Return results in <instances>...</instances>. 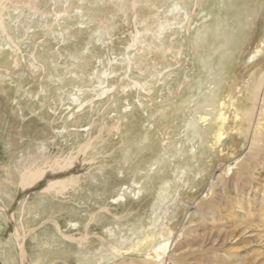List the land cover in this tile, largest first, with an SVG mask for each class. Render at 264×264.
Masks as SVG:
<instances>
[{
  "label": "rangeland",
  "instance_id": "obj_1",
  "mask_svg": "<svg viewBox=\"0 0 264 264\" xmlns=\"http://www.w3.org/2000/svg\"><path fill=\"white\" fill-rule=\"evenodd\" d=\"M222 1L224 4L216 5H213L211 0H10L4 2L2 16L8 26V34L19 45V55H13L0 36V52H2L0 53V182H6V186L16 184L18 182L16 169H21L28 156H37L42 146L53 144V147L50 146L46 150L49 152L47 162L54 161L55 156H65L68 152L76 155L77 151H71L73 148L68 146L85 141L87 134L79 133L83 135L78 142L57 135L58 129L74 111L72 98L67 96V92L74 91V88L83 91L82 95L76 94L83 103L93 100V104L80 114L81 120L76 123L79 127L77 131L82 130L84 126L90 127L91 123H93L91 128L100 125L109 126L112 123L110 120L127 117L129 121L137 124L142 135L146 125V115L149 113H145L144 109L151 105L156 106L161 84L166 81L165 78L172 73L179 74L182 70L190 73L195 67L192 63L193 58L197 57L198 52L202 55L201 52L207 50L204 40L200 42L203 44L199 46L200 48L194 46L193 38L196 34L193 31L194 27H200L199 32L202 37L203 31L207 28L201 26L204 21H210L208 14L213 12L228 14L229 11L232 13L234 5L242 6L244 0ZM175 5L181 10L171 11ZM194 8L196 11L191 15ZM184 13H187L188 18ZM189 19L197 24H192L187 34ZM160 24L164 32L159 42L155 37ZM48 27L51 28L50 31ZM58 34H61L62 38L58 37ZM210 37L208 34L206 38ZM159 43L165 47L170 46L171 52H162L164 49ZM177 51L181 53L180 56L176 55ZM31 55L34 56L36 63L44 67V71L37 68V65L36 68L30 67L27 62L31 60ZM127 56L132 60L130 69L126 65ZM14 58L21 60L18 69H13L11 66ZM109 60L111 69L106 62ZM103 71L108 74L107 85L113 87L115 92L101 100L96 94L106 85ZM244 71L243 68L240 74L243 75ZM134 82L148 83L147 86H151L153 95L145 96L144 91L136 87ZM169 83L175 85L176 81L172 83L171 79ZM41 86L45 89V93L40 94L39 103L28 100V94L37 92ZM15 101L22 107L21 110ZM68 130L73 129L70 127ZM93 131L95 136L97 131L96 129ZM234 136L233 134L232 137ZM121 138L115 134L107 136L106 129H101L94 141V148L88 153L90 157L94 152L104 148L105 156L100 161L107 165L104 168L108 174L112 173L111 185L119 181V178H116V171H112L111 167H118L116 166L118 160L115 158L121 157L123 152ZM239 141L232 140L207 160L210 162L207 170L203 168L205 182L200 194L193 200L181 201L184 210L177 220L179 226H176V229L178 232L181 226H184L187 230L179 251L187 258L185 264H264V254L259 250L260 239L254 237L256 234L264 237V229L253 219V214L248 215L251 219H249L250 224L239 223L238 227L226 225L228 218L224 217L229 214L223 213L224 211L222 215H218L223 217L222 220L205 219L198 222L193 219L190 224L188 220L189 207L197 212L208 213L209 208L198 201L201 195L206 193L215 175H219L220 178L229 177L234 162H237L236 159L246 154V145L244 147L239 145ZM84 160L85 156H80L79 164H87ZM229 164H232L230 167L232 170L225 174L222 170L223 166ZM30 166L32 167L33 163H30ZM87 166L84 165L80 170H84ZM8 170L10 174H6L5 171ZM81 179L84 180L85 185H90L87 177ZM90 190L91 194L83 195L81 200L74 199V195L64 197L62 201H43L35 197L24 204L23 214H17L15 218L16 221L21 219L24 225L39 227L36 230L38 246H44L46 236L54 240L58 238L55 225L61 232H67L68 219L75 222L78 219L77 226H81L80 230L68 235L73 243H64L57 239V244L52 248L45 250L39 247L41 251L38 252L35 250L38 248L35 245L31 248L27 241L25 244L27 255L30 258L33 254V260L28 258V261L32 260L29 261L30 263L35 262L39 256L41 261L39 264H95L92 258L101 246L105 248L107 254L111 247L118 248L119 252H126L125 249L133 243L130 233L139 228V221L141 228L149 227V215L151 210L153 211L152 198L145 195L129 198L125 207L111 209V214L108 215L99 212L101 202L93 198L94 189L90 187ZM214 193L215 195L218 193L217 188L214 189ZM44 219L47 223L41 228L39 224ZM244 228L248 230L243 231ZM189 230L192 232L189 233ZM7 235L5 219L0 216L2 243L0 263L19 264L14 246L10 242L6 244L4 242ZM230 235L234 236L233 240ZM237 239L242 242L239 246L234 245ZM122 240L125 241L124 245L121 243ZM128 253L126 257H117L108 264H147L145 258L135 255L134 251L128 250ZM6 257L10 262L4 261ZM85 260L92 261L89 263Z\"/></svg>",
  "mask_w": 264,
  "mask_h": 264
},
{
  "label": "bare ground",
  "instance_id": "obj_2",
  "mask_svg": "<svg viewBox=\"0 0 264 264\" xmlns=\"http://www.w3.org/2000/svg\"><path fill=\"white\" fill-rule=\"evenodd\" d=\"M8 1L10 0H0V36L12 54L19 55V45L8 34V26L2 16L3 3ZM212 1L213 5L224 4L222 0ZM242 2V6L234 5L232 13L229 11L228 14H221V12L208 14L210 21H204L201 26L207 28L203 31L202 37L199 32L200 27H194L193 31L196 32L193 38L194 46L196 45L197 49L200 48V45L203 46L200 42L204 40L207 50L201 52L202 55L198 52L197 57L193 58L192 63L195 67L190 73L182 70L179 74H170L169 80L165 78L166 81L161 84L159 101L156 104L159 107L151 105L144 109L145 113H149L146 115V125L142 135L137 124L129 121L127 117L110 120L112 123L109 126L100 125V127L91 128L93 125L91 123L90 127L84 126L82 130L77 131L79 127L76 123L81 120L80 114L93 104V100L84 103L80 101V97L76 94L82 95L83 91L78 88H74V91L70 93L67 92V96L72 98L71 103L75 107L58 129L57 135L60 138H69V141L73 139L78 142L83 135L79 133L87 134L85 141L68 146L73 148L71 151H77V156L68 152L65 156H55L54 161L47 162L49 152L46 150L50 146L53 147V144L42 146L38 150L39 155L28 156L21 169H16L18 177L16 184L6 186V182H0V216L5 219L6 232H8L4 242L5 244L10 242L14 246L19 264L41 262L37 254L35 262H29L33 260V254L32 257L30 256L32 260L28 261L29 257L25 249L27 241L31 248L35 245L38 248L35 250L39 252L41 251L39 247L45 250L52 248L57 244V239L64 243H73L68 235L81 229L80 225V227L77 226L78 219L76 222L68 219L67 232H61L55 225L58 238L54 240L46 236L44 246H38L36 230L39 227L32 228V226L24 225L21 219L16 221L15 215L17 217V214H23L24 204L35 197L43 201H62V198L74 195V199L81 200L83 195L91 194L90 187L94 189L93 198L101 202L102 206H98L100 213L105 212L109 215L111 209L125 207L129 198L143 195L152 198L153 208L150 215L148 214L149 227L141 228V221H139V228L130 233L133 243L125 249L126 252H119L118 248L111 247L107 254L105 248L101 246L93 255L95 264H108L117 257H126L129 254L128 250L144 257L147 264L149 262L151 264H185L187 258L179 251L187 230L184 226H181L178 232L176 229V226H179L177 220L184 210L181 201L193 200L200 194L205 182L203 168L207 170L210 162L207 160L232 140H240L239 145L243 147L246 145V154L236 159L237 162H234V168L229 177L220 178L219 175L213 177L206 193L201 195L198 201L209 208L208 213L197 212L189 207V224L193 219L198 222L205 219L207 221L222 220L223 217L218 215L227 213L229 215L224 217L228 218L226 225L238 227L239 223L250 224L251 219L248 215L251 213L253 219L264 229V0ZM177 10H181L177 5L171 9L173 12ZM194 11H196L195 8L192 9L191 15ZM192 24L197 22L194 23V20L188 22L187 34ZM48 29L51 30L50 27ZM163 32L164 28L160 24L155 40L160 42ZM208 34L211 36L209 39L206 38ZM59 36L62 38L61 34H58ZM161 44L160 46L164 49L162 52H171L170 46L165 47ZM176 55L180 56L181 53L177 51ZM30 58L31 60L27 62L30 67L38 66L37 68L44 71V67L36 63L33 55ZM126 60V65L130 69L132 60L129 56ZM22 61H24L23 58ZM19 62L21 60L14 58L11 63L12 68L18 69ZM106 62L111 69V61ZM243 68L245 71L241 75ZM103 76L106 85L96 94L98 99H106L108 95L115 92L113 87L107 85L106 71H103ZM171 79L172 83L176 81L175 85L169 83ZM134 85L144 91L145 96L149 97L154 93L150 89L151 86H147L148 83L134 82ZM44 93L45 89L41 86L37 92L29 93L27 99L33 103H39L40 94ZM166 102L168 104H165ZM15 103L17 104L16 101ZM17 106L19 110L22 109L19 104ZM70 127L73 130H68ZM93 129L97 131L95 136H93L95 133ZM101 129H106L107 136L115 134L123 139L122 155L115 158L118 160L116 164L118 167H111V170H115L118 175L116 178H119L115 185L110 183L112 173L108 174L104 168L107 165L100 161L105 156L104 148L88 157ZM233 134L234 137H232ZM80 156H85L84 161L87 164L84 165H88L84 170H80L84 166L79 164ZM30 163H33L32 167ZM231 166L232 164L223 166V169L220 168L219 171L222 169L226 174L232 170ZM5 172L11 173L9 170ZM81 177L84 179L87 177L90 185H85ZM216 188L218 193L215 195ZM46 223L44 219L39 225L42 228ZM246 229L244 228L243 231ZM229 237L232 240L234 238L232 235ZM254 237L260 239L259 250L264 254V237L260 234ZM180 239L182 241L179 242ZM235 242L236 246L242 244L238 239ZM121 243L124 245L125 241L122 240ZM9 260L7 257L4 259L5 262ZM85 261L90 263L92 260Z\"/></svg>",
  "mask_w": 264,
  "mask_h": 264
}]
</instances>
